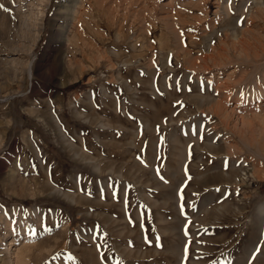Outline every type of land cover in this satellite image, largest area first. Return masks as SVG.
<instances>
[{
  "label": "rangeland",
  "instance_id": "obj_1",
  "mask_svg": "<svg viewBox=\"0 0 264 264\" xmlns=\"http://www.w3.org/2000/svg\"><path fill=\"white\" fill-rule=\"evenodd\" d=\"M0 5V264H264V0Z\"/></svg>",
  "mask_w": 264,
  "mask_h": 264
},
{
  "label": "bare ground",
  "instance_id": "obj_2",
  "mask_svg": "<svg viewBox=\"0 0 264 264\" xmlns=\"http://www.w3.org/2000/svg\"><path fill=\"white\" fill-rule=\"evenodd\" d=\"M81 14V13H80ZM75 18H77V20L76 21H74V25H73V27H72V29H73V32H75L79 37H86L85 36V34H84V31H82V29H83V27H81V26H83V16L82 15H79V16H77V17H75ZM85 28V27H84ZM87 28V27H86ZM235 33V32H234ZM87 35V34H86ZM90 35V34H89ZM89 35L87 36V37H89ZM225 35H227V33L225 34ZM61 36H63V32L61 33ZM91 37V36H90ZM222 37V36H221ZM228 38V37H227ZM231 38H233V37H231ZM239 38V37H238ZM81 39V38H80ZM221 39V38H220ZM224 39V38H223ZM223 39H221V40H223ZM236 39V38H235ZM82 40V39H81ZM238 40V39H237ZM224 41H225V39H224ZM245 41V40H244ZM76 42V44H77V41H75ZM230 42V41H229ZM246 42V41H245ZM244 42V43H245ZM84 43V42H83ZM220 43V42H219ZM238 43H239V41H238ZM223 44H224V42H223ZM227 44V43H226ZM225 44V45H226ZM229 44V43H228ZM231 44V43H230ZM234 44H236L235 42H234ZM212 45V44H211ZM239 45H240V43H239ZM75 46H77V45H75ZM81 46V45H80ZM215 46V45H214ZM222 46V45H221ZM229 46V45H228ZM237 46H238V44H237ZM244 46V45H243ZM219 47H220V45H219ZM225 47V46H224ZM230 47V46H229ZM235 47H236V45H235ZM235 47H233V48H235ZM79 48V47H78ZM214 48H216V47H214ZM231 48V47H230ZM237 48V47H236ZM73 49V48H72ZM211 49V48H210ZM217 49V48H216ZM216 49H215V51H216ZM225 49V48H224ZM227 49V48H226ZM222 50H223V48H222ZM234 50V49H233ZM237 50V49H236ZM74 51V50H73ZM226 51L227 50H225V51H223V52H220V50H218L217 51V55L218 56H216V57H222V59L224 58L223 56H225L227 53H226ZM228 52V51H227ZM237 52V51H236ZM229 53V52H228ZM212 54V53H211ZM240 54V53H239ZM233 55V54H232ZM229 56H231V55H229ZM238 56V55H237ZM210 57V56H209ZM213 57V56H212ZM230 58H232V57H230ZM229 57H228V59H230ZM200 59V58H199ZM206 59H209L208 57L206 58ZM221 59V60H222ZM226 59V58H225ZM219 60V59H218ZM205 61H208V60H205ZM228 61H230V60H228ZM203 62H204V60H203ZM208 63H209V61H208ZM212 63H213V61H212ZM220 63H224V62H220ZM205 64V63H204ZM217 64H219V62L217 63ZM206 65V64H205ZM209 65V64H208ZM208 67V66H207ZM198 68V67H197ZM203 68H204V66H203ZM29 74L32 76V74H33V70H32V64L29 66ZM263 76V75H262ZM262 81V80H261ZM158 83V82H157ZM159 85V84H158ZM257 85V84H256ZM160 86V85H159ZM258 89V88H257ZM244 93V92H243ZM242 94V93H241ZM53 117V116H52ZM55 117V116H54ZM53 117V118H54ZM57 118H55V120H56ZM57 121V123L59 124V122H58V120H56ZM55 122V121H54ZM60 125V124H59ZM63 131V130H62ZM64 133V132H63ZM61 144V143H60ZM39 145V144H38ZM40 149V148H39ZM79 152V151H78ZM80 153V152H79ZM85 155V154H84ZM76 156V155H75ZM81 158V157H80ZM83 159V158H82ZM89 160V159H88ZM94 160V159H93ZM45 161V160H44ZM90 162H92V161H90ZM97 167V166H96ZM100 169V168H99ZM102 172V171H101ZM246 174V173H245ZM56 190V189H55ZM38 192V191H37ZM61 193V192H60ZM39 198V197H38ZM176 260V259H175ZM18 264H25V263H23L22 262V260L21 261H19V263Z\"/></svg>",
  "mask_w": 264,
  "mask_h": 264
},
{
  "label": "snow or ice",
  "instance_id": "obj_3",
  "mask_svg": "<svg viewBox=\"0 0 264 264\" xmlns=\"http://www.w3.org/2000/svg\"><path fill=\"white\" fill-rule=\"evenodd\" d=\"M229 3H231V0H229ZM0 7H3V5H0ZM90 194V193H89ZM181 195H182V191H181ZM45 231H50V229H45ZM32 234H34V232L32 233Z\"/></svg>",
  "mask_w": 264,
  "mask_h": 264
},
{
  "label": "crops",
  "instance_id": "obj_4",
  "mask_svg": "<svg viewBox=\"0 0 264 264\" xmlns=\"http://www.w3.org/2000/svg\"><path fill=\"white\" fill-rule=\"evenodd\" d=\"M255 243V242H254Z\"/></svg>",
  "mask_w": 264,
  "mask_h": 264
}]
</instances>
